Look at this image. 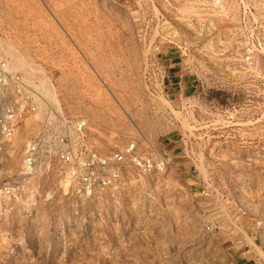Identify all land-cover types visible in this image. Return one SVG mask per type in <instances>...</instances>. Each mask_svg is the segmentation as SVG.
<instances>
[{
	"label": "rangeland",
	"instance_id": "1",
	"mask_svg": "<svg viewBox=\"0 0 264 264\" xmlns=\"http://www.w3.org/2000/svg\"><path fill=\"white\" fill-rule=\"evenodd\" d=\"M162 1L173 24L143 35L131 0H0V61L84 119L90 149L135 141L171 158L163 174L131 172V187L86 199L56 168L18 175L39 119L27 118L0 152V190L13 189L0 196V264H264V0H222L209 37L175 20L199 19V0ZM163 54L178 57L195 94L168 93ZM157 63L165 88L150 86Z\"/></svg>",
	"mask_w": 264,
	"mask_h": 264
},
{
	"label": "built area",
	"instance_id": "2",
	"mask_svg": "<svg viewBox=\"0 0 264 264\" xmlns=\"http://www.w3.org/2000/svg\"><path fill=\"white\" fill-rule=\"evenodd\" d=\"M222 3V0H199L197 5L200 11L199 19L192 15L175 20L198 30L200 36L209 37L213 29L212 9L221 8ZM129 5L133 22H140L146 26L143 35L146 34L150 24L162 23L168 26L173 24V21L162 15L160 8L166 7L177 11L168 2L162 0H131ZM167 35L160 36V39L164 43L174 45L173 38H168ZM175 48L180 56H186L188 53V48L185 46H175ZM162 53V48H157L153 56ZM241 63L245 68H250L253 65L252 57L245 54ZM157 70L158 77L150 86L165 88L167 70L158 63ZM32 116H38L39 119L30 128L22 152L18 174L21 178L47 175L56 168L60 182L68 190L88 199L107 191L116 193L131 187L136 182L130 176L131 172L137 178H141L152 174H163L170 165L171 158L167 154H148L139 149L135 141L107 155L90 149L86 134L87 122L82 118L69 117L60 107L48 104L25 76L12 72L7 63L1 60L0 152L11 144L23 122ZM12 195L11 187L0 190V196L3 198L10 199ZM205 231L211 232L212 228L206 226Z\"/></svg>",
	"mask_w": 264,
	"mask_h": 264
},
{
	"label": "crops",
	"instance_id": "3",
	"mask_svg": "<svg viewBox=\"0 0 264 264\" xmlns=\"http://www.w3.org/2000/svg\"><path fill=\"white\" fill-rule=\"evenodd\" d=\"M164 62H166L169 74V81L167 88L168 93L173 97H182L184 95L195 94V86L191 79L183 73V70L178 66L175 54H163ZM171 56H174L173 58Z\"/></svg>",
	"mask_w": 264,
	"mask_h": 264
}]
</instances>
